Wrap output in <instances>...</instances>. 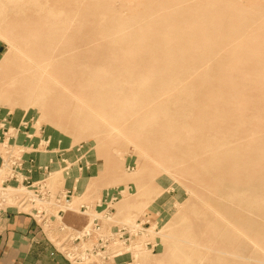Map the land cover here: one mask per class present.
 <instances>
[{"label": "rangeland", "instance_id": "obj_1", "mask_svg": "<svg viewBox=\"0 0 264 264\" xmlns=\"http://www.w3.org/2000/svg\"><path fill=\"white\" fill-rule=\"evenodd\" d=\"M2 213L70 264H264V0H0Z\"/></svg>", "mask_w": 264, "mask_h": 264}, {"label": "crops", "instance_id": "obj_2", "mask_svg": "<svg viewBox=\"0 0 264 264\" xmlns=\"http://www.w3.org/2000/svg\"><path fill=\"white\" fill-rule=\"evenodd\" d=\"M3 216L5 214H0V264H70L57 251L60 249L49 238L50 235L31 231L32 225L28 217L14 214ZM81 217L85 219L80 215L75 223L66 222L77 227Z\"/></svg>", "mask_w": 264, "mask_h": 264}, {"label": "bare ground", "instance_id": "obj_3", "mask_svg": "<svg viewBox=\"0 0 264 264\" xmlns=\"http://www.w3.org/2000/svg\"><path fill=\"white\" fill-rule=\"evenodd\" d=\"M7 1L16 2L17 0H7ZM156 38H158V37L156 36ZM157 41H158L159 44L161 43V40L160 39H158ZM162 52H165L164 53L165 54L164 57H168V60L162 65V67L159 68V71H163V73L166 74V79L164 80L165 81V85H166V87H170V85H175L176 83H178V77L176 76V73L174 72V70L176 69L177 66L171 64L172 61H170L169 55H172V54H175V53L178 54L179 51H173V52H171L170 50L168 51L167 48H164L162 50ZM147 74H149V73H147ZM145 76L146 75L143 76L144 83L149 82L150 77L149 76L145 77ZM119 84H120V81L118 80L117 81V89L118 88L119 89L121 88V86Z\"/></svg>", "mask_w": 264, "mask_h": 264}, {"label": "built area", "instance_id": "obj_4", "mask_svg": "<svg viewBox=\"0 0 264 264\" xmlns=\"http://www.w3.org/2000/svg\"><path fill=\"white\" fill-rule=\"evenodd\" d=\"M64 203H66V206L69 204V202L67 200H65ZM76 237H79V236H76Z\"/></svg>", "mask_w": 264, "mask_h": 264}]
</instances>
